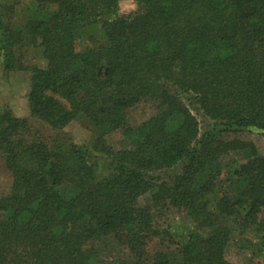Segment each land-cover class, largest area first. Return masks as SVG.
Wrapping results in <instances>:
<instances>
[{"label": "trees", "instance_id": "trees-1", "mask_svg": "<svg viewBox=\"0 0 264 264\" xmlns=\"http://www.w3.org/2000/svg\"><path fill=\"white\" fill-rule=\"evenodd\" d=\"M33 1L17 24L0 0V66L30 71L29 115L54 133L0 112V264H235L233 227L264 232V155L243 139L264 136V0H136L127 17L121 0ZM95 24L104 43L76 51ZM25 46L45 65H25ZM139 105L152 113L132 125ZM78 118L88 144L61 132ZM231 150L250 157L223 179ZM170 208L194 223L183 242L163 227ZM105 241L121 251L103 258Z\"/></svg>", "mask_w": 264, "mask_h": 264}, {"label": "rangeland", "instance_id": "rangeland-1", "mask_svg": "<svg viewBox=\"0 0 264 264\" xmlns=\"http://www.w3.org/2000/svg\"><path fill=\"white\" fill-rule=\"evenodd\" d=\"M5 15L9 13V8L6 6H13V19L19 24L22 23L25 17L28 16L35 8L33 0H1ZM138 8L136 0H121L119 7L115 12L116 16L127 17L129 14L135 12ZM104 28L100 24L89 26L84 32L78 35L75 41V49L82 52L88 48L97 47L104 43ZM23 55V63L25 65H37L42 67L45 61L42 58L41 51L36 47L25 46L19 50ZM30 71L16 70L12 72H5L0 66V112L8 110L18 117H26L29 125L33 130L38 131L39 134L50 136L54 132L51 127L44 121L35 117H30L27 107V91L29 89ZM196 112V111H194ZM152 113V108L149 105H139L128 110V118L132 125L147 119ZM199 120L203 125L210 123L209 120H202L198 114ZM67 134L76 143L88 144L95 136L92 127L82 118L72 120L61 131ZM246 141H251L258 155H264V136L257 132H246L243 137ZM250 157V151L245 150H231L221 156L219 163H216L221 168L222 178L230 176V171L239 167L245 160ZM102 164V163H101ZM100 164V165H101ZM100 167V166H99ZM179 168L181 165L178 166ZM175 169V168H174ZM105 168H103V171ZM178 169L163 173L164 175H173ZM100 172V171H99ZM12 183L11 173L4 165V159L0 156V195H5L9 192ZM225 185V183H224ZM233 192V191H232ZM141 204L149 202V195L145 194L140 198ZM260 221L264 223V212L260 216ZM163 227L167 228L178 240L183 242L188 236V233L193 230L194 223L190 217L184 212L177 209L170 208L168 212L162 217ZM227 224L228 221L224 219ZM107 241L101 242L103 247V258L115 254L120 249L107 246ZM105 249V250H104ZM121 251V250H120ZM224 258L235 264H264V232L256 229L241 230L238 227H233L230 240L224 249Z\"/></svg>", "mask_w": 264, "mask_h": 264}]
</instances>
